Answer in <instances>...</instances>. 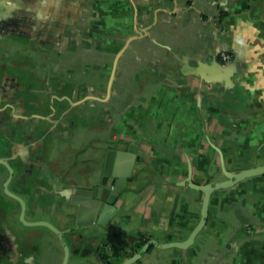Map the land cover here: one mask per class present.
<instances>
[{
	"label": "crops",
	"instance_id": "obj_1",
	"mask_svg": "<svg viewBox=\"0 0 264 264\" xmlns=\"http://www.w3.org/2000/svg\"><path fill=\"white\" fill-rule=\"evenodd\" d=\"M0 8L2 77L15 79L22 92L29 83L26 89L40 99L78 86L81 101L99 105L87 103L66 146L39 139L44 150L31 202L58 212L55 227H63L65 213L59 193L98 180L108 148L133 145L142 153L123 198L125 222L115 225L136 242L188 238L201 216L202 194L187 179L224 181L217 149L231 173L264 167V0H0ZM46 113L40 108L36 118ZM57 123L53 118L41 129ZM84 134L90 143L77 145ZM15 141L32 159L34 143ZM43 170L52 183L43 180ZM37 236L23 242V258L62 264L57 237ZM163 253L152 248L143 258L264 264V176L213 192L193 246ZM124 260L115 249L104 264Z\"/></svg>",
	"mask_w": 264,
	"mask_h": 264
},
{
	"label": "flooded vegetation",
	"instance_id": "obj_2",
	"mask_svg": "<svg viewBox=\"0 0 264 264\" xmlns=\"http://www.w3.org/2000/svg\"><path fill=\"white\" fill-rule=\"evenodd\" d=\"M2 75L0 74V83L4 81V85L0 84V264H29L23 258V242L25 240H31L32 244L38 239V234H49L57 237L52 230L45 226H25L20 219L23 211L21 202H23L26 223L47 222L55 227L52 219L58 212L54 214L51 210L38 207L31 202L34 190L39 188L38 173L41 170L39 159L44 150L42 141L39 142V139L45 142L50 140L59 141V145L64 144L66 146L65 140L67 141L70 138L71 132L75 134L81 128L79 126L84 121L87 103L91 104L93 100L89 102L81 101L83 97L77 95V93L79 94L78 86L67 88V92L62 90L65 93L63 96H55L54 98L49 96L40 99L38 95L26 89L29 83H24L25 92H22L19 83L15 79L13 80L12 77L7 79L4 76L3 78ZM62 86L60 84L58 89H61ZM109 103L112 105L111 102ZM90 107L96 110L99 105L93 103ZM40 108L47 112L46 118L44 117L43 120L36 118V111H40ZM60 109L61 115H58L57 110ZM53 118L58 119L56 126L41 129L42 125L45 126L47 121H52ZM56 127H60L58 132L55 130ZM56 137L58 138L55 139ZM16 139H21L24 142L28 140L29 143H34L31 149L33 152L32 159L23 156L20 147L15 145L18 144L15 141ZM128 147L108 148L105 161L108 151H127ZM105 161L101 175L98 180H93L94 182L89 188H77L72 192L61 191L59 193V196L63 199L62 209L65 213L61 212L63 227L55 228L61 232L63 241L69 247L68 264H70V258H74L75 255L76 258L78 257L79 264H104L109 254L115 253V249H119L126 260L136 254L149 241L140 239L139 242H136L135 238L133 239L127 233L120 232L115 228L116 224L118 225L122 221L125 222V218H123L125 215L122 214L121 207L123 198L127 194L128 184L134 181V167L131 171L132 180L125 182L119 196L113 201L111 206L113 209H104L103 207L100 213L101 217L97 215L99 207L94 203V200L81 194L82 191H92L100 185ZM139 162H143L142 155ZM116 171L117 174L126 173V164H124V167L117 168ZM112 172H114V169ZM44 173L46 177L43 180L48 179L52 183L50 173L47 171H44ZM111 179H113L112 175L106 179L107 183H111ZM105 196L112 198L108 192ZM87 200L89 203L84 205L82 202ZM69 210H72V212H68ZM83 215L88 217L80 221L79 219ZM79 223L82 224L79 225ZM25 229L31 230L34 235L31 231L25 233ZM28 235L32 238L27 237ZM39 238L46 237L40 236ZM61 247L64 256L62 244Z\"/></svg>",
	"mask_w": 264,
	"mask_h": 264
},
{
	"label": "water",
	"instance_id": "obj_3",
	"mask_svg": "<svg viewBox=\"0 0 264 264\" xmlns=\"http://www.w3.org/2000/svg\"><path fill=\"white\" fill-rule=\"evenodd\" d=\"M112 82H113V71H112V74H111V77L109 79L108 86H107V91H108L107 96H109L110 94ZM88 99H93V98L91 97ZM217 151L220 157V170L225 178L224 181L208 183L206 185H197V184H194L193 181L191 180V175L187 179L189 186L202 194L201 216H200L199 222L194 227V229L192 230L188 238L182 242H170V243H164V244L159 243L157 240H149L146 244L143 245L142 248L139 249V251L136 254L132 255L130 258L126 259L121 264H134L136 262H139L150 248H157V249L175 248V249H180L182 251H186L187 249L193 246L197 235L199 234L200 231L204 229L206 225L210 197L213 192L234 187L235 185H237L238 183L246 179L264 176V167H257V168L245 170L242 172H238V173L229 172L226 169L223 155L218 149ZM141 155L142 153L139 152L137 150V147L133 145H130L127 151L110 150L107 152V158H106L105 165H104L103 178H102L100 185L95 187L92 191H88V192L82 191L81 192L82 195L90 198L91 200H94V203L98 205L99 209L97 211V215L100 216L101 209L103 207L104 209H108V208L113 209L111 208V206L113 205V201H115V198L119 196L125 182L127 180L128 181L132 180L131 171L134 167V164L139 162ZM124 164H126L127 166L126 173L117 174L118 173L116 171L117 168L119 169V167H124ZM113 169H114V172H112ZM111 175L113 179L110 180L111 183H107L106 179H108V177ZM115 181L116 183L114 184ZM107 192L108 194L111 195L112 197L111 199L108 198V196L107 197L105 196ZM21 204L23 208V211L20 217L21 222H23L25 226L33 227V226L39 225V226H45L49 228L50 230H52L53 233L58 237L64 249V256H63L62 264H68L69 247L63 241L61 232L57 228L53 227L51 224L47 222L26 223L24 220L25 205L23 202H21Z\"/></svg>",
	"mask_w": 264,
	"mask_h": 264
},
{
	"label": "rangeland",
	"instance_id": "obj_4",
	"mask_svg": "<svg viewBox=\"0 0 264 264\" xmlns=\"http://www.w3.org/2000/svg\"><path fill=\"white\" fill-rule=\"evenodd\" d=\"M88 138H89V136H86L85 134H84V135H81V136L79 137V139H81L80 142L77 141L76 144L79 145V143H82V144L90 143V140H89ZM91 138H92V136L90 137V139H91ZM155 250H157L158 252H162V254H164L163 252H166L167 249H157V248H155ZM164 258H165V257H164ZM43 260H45L46 262H48L49 257H46V258H44ZM71 260H73V261L76 260V261H77V259H75V258H72ZM71 260H69V262H71ZM140 261H141V262H136V263H134V264H157V262L160 261V258H159V256H158V257L150 256L149 258H148V257H144V258L141 259ZM62 262H63V261H62ZM71 264H72V262H71ZM160 264H166V262L163 263V261H162Z\"/></svg>",
	"mask_w": 264,
	"mask_h": 264
},
{
	"label": "built area",
	"instance_id": "obj_5",
	"mask_svg": "<svg viewBox=\"0 0 264 264\" xmlns=\"http://www.w3.org/2000/svg\"><path fill=\"white\" fill-rule=\"evenodd\" d=\"M216 1H220V0H216ZM221 60L224 62V63H229L231 61V56L229 54H221L220 56Z\"/></svg>",
	"mask_w": 264,
	"mask_h": 264
},
{
	"label": "trees",
	"instance_id": "obj_6",
	"mask_svg": "<svg viewBox=\"0 0 264 264\" xmlns=\"http://www.w3.org/2000/svg\"><path fill=\"white\" fill-rule=\"evenodd\" d=\"M150 250H151V249H150ZM150 250H149V251H150Z\"/></svg>",
	"mask_w": 264,
	"mask_h": 264
}]
</instances>
